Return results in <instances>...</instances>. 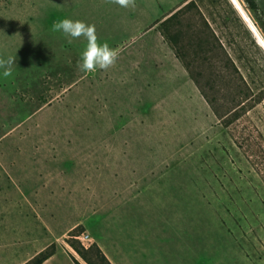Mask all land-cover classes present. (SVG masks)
Segmentation results:
<instances>
[{"label": "rangeland", "instance_id": "1", "mask_svg": "<svg viewBox=\"0 0 264 264\" xmlns=\"http://www.w3.org/2000/svg\"><path fill=\"white\" fill-rule=\"evenodd\" d=\"M1 1L0 264L52 243L47 264H87L66 241L78 226L113 264H264V0H193L179 18L209 37L191 71L239 114L229 126L170 59L138 70L133 46L153 68L157 24L191 0ZM63 18L95 24L128 70L80 71Z\"/></svg>", "mask_w": 264, "mask_h": 264}, {"label": "crops", "instance_id": "2", "mask_svg": "<svg viewBox=\"0 0 264 264\" xmlns=\"http://www.w3.org/2000/svg\"><path fill=\"white\" fill-rule=\"evenodd\" d=\"M48 1L50 2V4L53 5L54 9L59 10V11L64 10L62 0H48ZM191 1H193V0H191ZM191 1H189V2H191ZM188 3H186L185 5H183L182 7H180L179 9H177L175 11V12H177L178 10L182 9L181 12L179 13L178 17L173 21V23H171V26H170L171 35L174 39L173 42L175 43L177 48H179V57L176 55L175 50L164 39V36L160 32V34L162 36L161 37L162 41L164 40L165 42H161L159 44L160 47L158 49L160 50V52H159V50H154V53L155 54L157 53L156 55L159 54V57H156L154 59V67L153 68L152 67H146V61L148 60L147 57L151 56L150 55L151 51H152L151 46L147 45L146 42H144L146 45L143 43V44H140L138 46H136V45L133 46L134 51L138 54L137 58L140 60L139 63L141 66H138V70H166V68H167L166 65L168 63L167 60L170 59L171 63H170V69L169 70H178V73L181 76L182 80L187 81V79H190V82H191L190 85L194 86V82H193L192 78L190 77L188 70H197V67H200L198 65L199 61L201 59H204V60L208 59V56H206V52L211 51V48H210L211 43H210V40H208L209 37L205 31H203L202 33L200 31L198 33H196V32L193 33L192 25L190 23L185 22V24H184V22L181 23V21L179 20L181 13L183 11H186V9H188V8L195 7V4L191 5L190 7H185ZM4 7H5L4 3L0 0V10H2ZM175 12H173V13H175ZM163 20H161V21H163ZM159 23L157 24L156 27H158ZM158 29H159V27H158ZM168 49H169V51H171L172 57L168 56L166 59H164L163 53L168 52ZM146 54H148V55H146ZM131 57L134 58L133 55ZM123 60H125V59H123ZM120 64H121V66H120ZM142 64H143V66H142ZM159 65H160V67H159ZM109 70H128V69L126 67V63L123 61L121 63H118L117 66H114V68L110 67ZM40 251H38V252H40ZM51 258H49L48 260H46L42 264H47Z\"/></svg>", "mask_w": 264, "mask_h": 264}, {"label": "clouds", "instance_id": "3", "mask_svg": "<svg viewBox=\"0 0 264 264\" xmlns=\"http://www.w3.org/2000/svg\"><path fill=\"white\" fill-rule=\"evenodd\" d=\"M122 8L134 7V0H113ZM54 31L60 32L69 43L83 40L85 46L80 54L77 67L85 73H95L97 70H107L118 59L119 51L98 37L95 24L81 19H58L52 25ZM15 64L14 57L0 58L2 75L8 77L12 74L11 66Z\"/></svg>", "mask_w": 264, "mask_h": 264}, {"label": "trees", "instance_id": "4", "mask_svg": "<svg viewBox=\"0 0 264 264\" xmlns=\"http://www.w3.org/2000/svg\"><path fill=\"white\" fill-rule=\"evenodd\" d=\"M244 1L248 5V8L253 12H256L259 9V4L256 0H244ZM194 4L195 3L191 1L185 7H190L191 5ZM181 10L182 9L168 16L158 25L161 34L164 36V39L172 46L178 57H179V48H177V46L173 42L174 39L171 35L170 26L171 23H173V21L178 17ZM188 72L199 86V80L195 78L193 72L191 70H188ZM199 87L202 94L210 103L215 115L220 119L222 123L225 124V126L231 125L233 121L237 117H239V114H236V112H235L236 116L231 117L229 114L231 109L225 111L222 110V106L218 103V98L216 96H212L209 99L207 94L202 89L201 85ZM241 93H244V97H246L247 95L246 91L243 90L241 91ZM81 229L82 228L78 226L73 230H71L69 232V238H67L66 240L67 243L73 248V250L81 257V259L85 261L87 264H113L111 260L107 257V255L102 251V249L96 243H92L89 247L83 246V244L76 238V236H78L81 233ZM56 249H57L56 244L52 243L23 264H42L56 253ZM72 258L75 264H81V262L75 256H73Z\"/></svg>", "mask_w": 264, "mask_h": 264}, {"label": "built area", "instance_id": "5", "mask_svg": "<svg viewBox=\"0 0 264 264\" xmlns=\"http://www.w3.org/2000/svg\"><path fill=\"white\" fill-rule=\"evenodd\" d=\"M80 240L83 246L87 247L89 237L88 235L82 234L81 236H77Z\"/></svg>", "mask_w": 264, "mask_h": 264}]
</instances>
